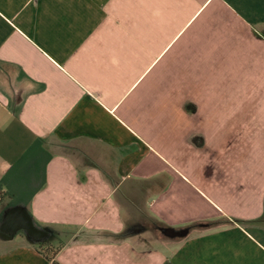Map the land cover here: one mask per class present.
<instances>
[{
  "label": "crops",
  "instance_id": "crops-1",
  "mask_svg": "<svg viewBox=\"0 0 264 264\" xmlns=\"http://www.w3.org/2000/svg\"><path fill=\"white\" fill-rule=\"evenodd\" d=\"M243 31L264 0H0V264H264V118L249 148L236 117L211 137ZM195 90L201 161L164 138L194 132ZM23 211L45 237H6Z\"/></svg>",
  "mask_w": 264,
  "mask_h": 264
},
{
  "label": "rangeland",
  "instance_id": "rangeland-1",
  "mask_svg": "<svg viewBox=\"0 0 264 264\" xmlns=\"http://www.w3.org/2000/svg\"><path fill=\"white\" fill-rule=\"evenodd\" d=\"M243 34L244 56L242 55V57L237 59L239 61L241 60V71L238 73L229 72L226 75V78L223 81L226 82V87L229 88L211 91L210 98L213 101L212 103H217L210 107L211 137L212 141L219 139L220 133L222 137H224L225 134H228L229 139H231V137L234 138L235 133H233L234 130L231 131V129H233L235 123L231 122V120L236 117L238 118L236 122L237 129L239 127L242 134V146L249 148L251 139L255 135L257 127L258 130L262 129V125H257L258 122L256 120L264 118V37L260 34H255L253 31L248 33L243 31ZM247 48L248 51L251 52L250 55H245V50H247ZM182 92L183 91L179 92L180 97ZM195 97L196 101L193 107H182L184 111L193 110L198 113L199 118L197 119H199V121H196L194 125L196 126L194 132L188 135V132L185 131L184 133L182 132V136L184 137L178 136L176 138H171L165 134L166 137L164 136V138L165 140L167 139L169 146H171L172 141L178 145H180L181 141H184L182 142V147L186 148L187 145H190L194 150L192 154L193 158L197 159V161H201L203 140H205L202 136L203 123L201 121L204 107L202 108L201 105H197L198 103H201V101L197 103V100L203 98V91L195 90ZM219 101L222 104H218ZM223 113H226L227 115L226 122L222 120L224 119V115H221ZM218 128L223 129V131L226 130L225 133L223 134V131L214 132V130H218ZM236 139H239L238 136ZM183 145H185V147ZM24 234L27 235L28 233L24 232Z\"/></svg>",
  "mask_w": 264,
  "mask_h": 264
},
{
  "label": "water",
  "instance_id": "water-1",
  "mask_svg": "<svg viewBox=\"0 0 264 264\" xmlns=\"http://www.w3.org/2000/svg\"><path fill=\"white\" fill-rule=\"evenodd\" d=\"M12 214L13 213H9L7 217L4 219V223H3L4 229L9 230L10 235L6 236L8 239L13 238L14 235L20 230H24L26 233H28L27 235L29 237L31 236L32 238L35 239L43 238L46 236V234H48L47 229H42L34 224L32 217L27 212L23 211V213L18 217L13 216ZM162 231L165 235L168 236H174L179 234L183 235L188 232L187 230L183 229V231L179 233L177 231H174L173 228H169V227L162 228Z\"/></svg>",
  "mask_w": 264,
  "mask_h": 264
},
{
  "label": "trees",
  "instance_id": "trees-1",
  "mask_svg": "<svg viewBox=\"0 0 264 264\" xmlns=\"http://www.w3.org/2000/svg\"><path fill=\"white\" fill-rule=\"evenodd\" d=\"M7 193L5 192H0V205L3 204V201L5 200V197H6ZM222 222L224 221H210V222H206V223H197V224H194V225H191L190 228L193 229V228H209V227H214V226H217L219 224H221ZM37 247L44 251L45 253H48V255L50 256L51 259L54 260L56 254H57V251L59 249V247H56L55 245H52L50 243H46V242H42V241H38L37 242ZM55 264H59V262H57L56 260H54Z\"/></svg>",
  "mask_w": 264,
  "mask_h": 264
}]
</instances>
